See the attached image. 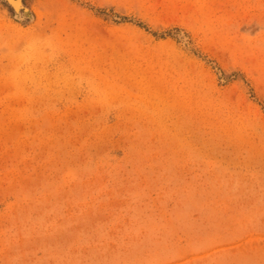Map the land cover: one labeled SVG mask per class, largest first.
I'll list each match as a JSON object with an SVG mask.
<instances>
[{
  "label": "rangeland",
  "instance_id": "obj_1",
  "mask_svg": "<svg viewBox=\"0 0 264 264\" xmlns=\"http://www.w3.org/2000/svg\"><path fill=\"white\" fill-rule=\"evenodd\" d=\"M9 3L0 264H264V0Z\"/></svg>",
  "mask_w": 264,
  "mask_h": 264
},
{
  "label": "bare ground",
  "instance_id": "obj_2",
  "mask_svg": "<svg viewBox=\"0 0 264 264\" xmlns=\"http://www.w3.org/2000/svg\"><path fill=\"white\" fill-rule=\"evenodd\" d=\"M10 2H11V4H12V6L15 8V10H17V8L19 7V0H10ZM22 7V6H21ZM13 8V9H14ZM24 13L25 14H27L28 13V10L27 9H25L24 10ZM30 13V12H29ZM17 14V13H16ZM24 15V14H23ZM18 16V15H17ZM26 16H28V15H26ZM30 17V16H29Z\"/></svg>",
  "mask_w": 264,
  "mask_h": 264
},
{
  "label": "water",
  "instance_id": "obj_3",
  "mask_svg": "<svg viewBox=\"0 0 264 264\" xmlns=\"http://www.w3.org/2000/svg\"><path fill=\"white\" fill-rule=\"evenodd\" d=\"M9 3V0H6ZM10 4V3H9ZM11 5V4H10ZM13 8V7H12Z\"/></svg>",
  "mask_w": 264,
  "mask_h": 264
}]
</instances>
